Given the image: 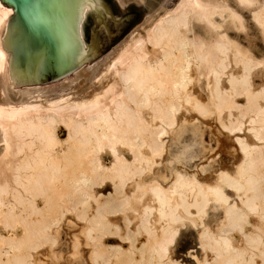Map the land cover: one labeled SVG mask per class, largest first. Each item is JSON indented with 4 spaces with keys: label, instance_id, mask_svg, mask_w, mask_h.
Instances as JSON below:
<instances>
[{
    "label": "bare ground",
    "instance_id": "obj_1",
    "mask_svg": "<svg viewBox=\"0 0 264 264\" xmlns=\"http://www.w3.org/2000/svg\"><path fill=\"white\" fill-rule=\"evenodd\" d=\"M236 2L252 9L264 37V0ZM99 3L85 0L80 14L83 60L90 53L83 21L92 7L102 18ZM163 8L146 19L145 33L131 32L100 64L83 69V79L69 78L75 92L50 97L49 85L28 84L14 101L1 45L13 9L0 2V264H39L44 246L58 262L57 234L68 214L84 222L68 254L77 258L84 243L90 264H182L171 247L175 223L186 220L199 228L201 256L189 251L195 264H264V81L254 87L251 80L264 71V57L228 33L244 24L227 0H178ZM201 81L206 99L196 93ZM187 112L215 115L225 130L238 132L241 156L211 180L188 171L186 162L171 168L169 141L188 129ZM196 129L192 124L194 135ZM163 163L168 173L159 171ZM108 182L112 190L100 191ZM208 208L224 215L216 230L205 221ZM108 214L128 231L136 226L137 235L126 234L143 235L139 261L129 235H118L132 244L127 249L103 242L107 226L115 234L122 228Z\"/></svg>",
    "mask_w": 264,
    "mask_h": 264
},
{
    "label": "rangeland",
    "instance_id": "obj_2",
    "mask_svg": "<svg viewBox=\"0 0 264 264\" xmlns=\"http://www.w3.org/2000/svg\"><path fill=\"white\" fill-rule=\"evenodd\" d=\"M99 1H100L99 9L101 10L100 13L102 12V14L100 15L102 16V18L99 16L98 10L92 7L87 12V15L83 21L84 39L86 41V44L88 45V49H89L88 51L90 52L88 54L89 56L85 57L83 63L73 70L74 72L71 71L67 75L55 81L41 83V84L49 85L50 90H48V95H50V97H57V96L61 97L64 94H68L72 90H74L75 92L76 88H71L70 81H68L69 78L72 77L76 78V80L72 81L73 83H76L77 80L79 81L80 79H83V76H81L83 69H87V67L89 68L90 66L100 64L102 60H104L107 57L108 54L113 53L116 47L119 46V43L120 44L123 43V41H125L128 38L131 32L136 30L135 32H140L142 34L145 33L146 28L149 26L148 21L146 20L149 16L151 15L152 16L154 15V17L157 16L156 14L157 11L158 12L160 11L159 13L157 12L158 14H162L163 13L162 10L164 9L163 7L171 8L175 5V3L178 2V0H127L125 1V4L122 5V3L119 0H99ZM227 1L232 7H234L241 14L244 24L243 30L233 26H229L227 29L228 33L230 34L231 37L238 40L243 45L248 46L256 56L264 57V37L259 27L255 23V21H253L252 9L250 7L247 8L244 6L242 7V5L239 6L236 0H227ZM161 6L163 9L161 8ZM142 25L145 27H143ZM142 27L143 29H141ZM198 30L200 31V34H204L205 36H208V34L205 33V29L203 28V26L200 25V27H198ZM95 44L97 45V47L95 46ZM94 46L96 47V51L91 53V50L94 49L93 48ZM251 80L254 87L259 86L264 81V71L263 70L254 71ZM24 88L25 85H21L18 87H13L12 85H9L8 92L10 97L14 101L18 100L20 98V93H21L20 91L21 90L23 91ZM59 91H61V94ZM196 93L200 95V97L202 96L201 97L202 99L207 98L208 96L207 89L204 81L200 82V87L198 86V88L196 89ZM236 98L238 101L244 102V98L242 96H237ZM193 113L192 112L186 113V115L190 119L189 121L190 124L188 123L187 125L188 129L184 131L182 135L177 136L174 141H169L170 142L169 151H172L169 158L172 157L171 160L173 162L171 168L174 169L177 167V165H178L177 168L183 167L184 162H186V167L188 171L196 174L198 177L203 178L204 180H211L215 177L218 171H220L221 169H225L227 167H231L232 164L235 163L241 156L240 151L237 149L239 148V145L237 146L238 142L237 140H235L237 138L236 134L238 132L234 131L235 133H233L230 132V130L228 129L225 130L224 127H222V125L216 120L215 115H211V116L209 115V117L207 116L206 118L202 116L198 117L196 116L195 113L194 114ZM192 124H196L197 126L196 135L192 133ZM58 134L60 138H65L67 135L66 130L63 128L59 130ZM246 136L249 141L252 140L250 135H246ZM187 148L189 151H187ZM176 149H178V151H176ZM177 153L180 154L179 157ZM167 156L168 153L164 155V159ZM103 159L107 163L110 160V156L104 154ZM174 161L176 162V165L174 164ZM201 166L204 167L203 170L199 169ZM160 167H159V171H162L163 173L169 172V168L164 163L162 165L160 164ZM197 169H199L198 171L200 173L197 171ZM109 190H112V185L108 182V184L105 185L103 189H101L100 191L106 193ZM116 205L117 204H114V208ZM114 208L113 210H118ZM72 215L73 214H68L66 218H64V220L62 221L63 223L60 225L61 228H59L58 230V234H57L58 239L55 245L56 249L54 250V252L56 251V254H58L59 257L61 254V257L59 258L60 260L58 259L57 260L58 262L50 261L51 260L50 256L52 255L51 253H49V251H47L48 248L44 246L43 247L44 249L41 250V252H43L44 250V253H42L43 256H41V252L39 253L40 258L38 259L39 260L41 259V262L38 260L39 264L40 263L41 264H90L87 260V255H86L87 250L89 248H86L88 247L87 245L86 247H84L85 246L84 243L81 244L82 247V249L80 250L81 255H79L75 259H71L69 255L71 253V248H70L71 239L74 235L81 236L80 228L84 223L82 220L77 219V217H75L74 215H73L74 217H72ZM107 218H110L111 222L113 221L114 223L115 222L121 223V219L119 218L118 215L108 214ZM223 219H224V215L220 213L219 210L208 208V213L205 217V221L206 222L208 221L207 223H209V227L212 230H216L217 226H219L223 222ZM250 219L252 222H255L257 220V217L251 216ZM192 225L193 224L189 220H186V225L182 226L181 222L175 223L174 225V227L177 228L178 230L176 231L177 234L175 233L176 234L175 239L171 247V256L176 259H179V261L182 264H195L192 255L191 254L189 255L190 250H193L191 251V253L195 252L194 254H198L199 256H201V249L199 247V241H198L199 228L197 226L194 225L192 226ZM121 226H122L121 231H119L120 233L118 234H115L117 232L113 227L112 228L110 227V229L107 230L106 228H109L107 226L104 229L103 234L106 236L103 237V242L106 244V246L120 243L126 249L130 248L132 244L133 247L135 246L134 248L136 249L140 247L139 248L140 252L137 249V251L139 252L138 254L136 249L133 252L134 253L133 256L135 257L134 260L139 261L141 257L140 249H141V241L143 240V235H138L137 237L135 236L136 237L135 238L134 235L131 234V233H134L136 235L138 234L135 225L130 226L129 228L130 231H128L126 226H124L122 223ZM247 228H251L250 225H247ZM108 231H110L109 234ZM126 231L131 233L126 234ZM118 235L121 236L129 235L130 239L133 238L134 241L132 239L130 240L132 244L129 243L128 241H123L118 237ZM235 236L239 237V233L235 232ZM114 251L115 250L108 249L106 250V253H110L109 255L114 259L115 256L114 254H116ZM134 260L133 262H135ZM257 261L260 264L261 259L257 258ZM136 263L139 262H135L134 264Z\"/></svg>",
    "mask_w": 264,
    "mask_h": 264
},
{
    "label": "water",
    "instance_id": "obj_3",
    "mask_svg": "<svg viewBox=\"0 0 264 264\" xmlns=\"http://www.w3.org/2000/svg\"><path fill=\"white\" fill-rule=\"evenodd\" d=\"M84 1L0 0L13 9L1 39L13 87L55 81L83 63Z\"/></svg>",
    "mask_w": 264,
    "mask_h": 264
}]
</instances>
